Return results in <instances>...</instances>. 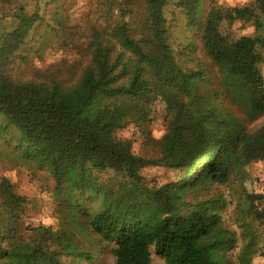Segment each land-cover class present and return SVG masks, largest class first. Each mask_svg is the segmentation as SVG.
<instances>
[{
    "label": "trees",
    "instance_id": "obj_1",
    "mask_svg": "<svg viewBox=\"0 0 264 264\" xmlns=\"http://www.w3.org/2000/svg\"><path fill=\"white\" fill-rule=\"evenodd\" d=\"M99 2L102 24L85 42L81 70L33 82L17 81L10 71L25 59L43 20L40 9L0 0V16L12 18L0 27V137L20 162L53 179L58 219L56 228L39 225L20 236L27 200L1 179L0 264H92L97 242L115 264H153L152 251L163 264H252L258 251L264 257L254 230V224L264 227V195L245 197L246 242L236 257L237 235L216 212L220 198L186 200L197 183L227 185L263 162L264 125L249 131L215 103L211 71L201 62L191 65L194 45L175 46L173 36L174 13L181 12L226 98L255 121L264 116V0L239 8L211 4L203 23L202 0ZM234 21L249 22L253 35H223L222 22ZM57 23L44 26L48 34L65 33ZM157 102L166 128L159 157L146 160L117 132L146 125ZM148 164L173 178L149 185L141 175Z\"/></svg>",
    "mask_w": 264,
    "mask_h": 264
},
{
    "label": "rangeland",
    "instance_id": "obj_2",
    "mask_svg": "<svg viewBox=\"0 0 264 264\" xmlns=\"http://www.w3.org/2000/svg\"><path fill=\"white\" fill-rule=\"evenodd\" d=\"M31 12L36 6L40 9L42 23L36 26L32 40L25 47L24 60H16L11 66L10 73L17 81L49 82L53 77H71V71H80L86 62L85 42L93 30L101 27L100 14L103 7L100 0H20ZM254 0H202L203 12L201 22L207 14L211 4L221 8L245 7ZM10 5L7 10L12 9ZM172 10V9H170ZM167 12L168 18H172L171 11ZM8 14V13H7ZM173 36L175 46L185 43L194 45V54L191 55V65L201 62L211 72V89L218 93L217 102L225 109L229 116L237 119L239 123L249 130L264 125V116L251 121L226 98L219 85V75L212 67L210 61L203 54L199 37L195 30L186 31L185 18L181 12L174 13ZM12 18L0 16V27L11 25ZM62 21L65 33H50L44 27L47 24L58 25ZM220 32L236 40L241 36H252L254 29L249 22L234 21L222 22ZM33 51L38 52L34 54ZM261 72L264 77V51ZM60 75V76H59ZM154 110L146 125L136 127L128 125L125 129L117 132L119 138L127 139L132 144L133 153L146 160H155L159 157V140L165 133L166 121L163 104L155 103ZM144 181L149 185H160L165 180L173 178L174 173L165 171L163 168L148 164L141 170ZM102 177L106 178L107 174ZM7 180L12 186L13 192L27 200V204L21 214L17 229L22 237L27 235V229L39 225L56 228L58 224L56 214V197L54 194V181L50 175L37 168H32L20 162L12 155L0 137V180ZM191 193L187 194V201L216 200L220 198L222 203L216 208L224 227L232 230L237 235L236 248L233 256L236 257L246 238L242 236L243 219L246 216L248 204L245 197L250 194L264 195V161L248 165L240 176L231 178L227 185L203 186L197 183ZM1 223V214H0ZM254 230L259 236L260 247L264 243V227L254 224ZM92 250L97 251V256L92 264H115V259L105 247L104 243H95ZM153 264H163V260L153 251L151 254ZM252 264H264V257L258 251L252 260Z\"/></svg>",
    "mask_w": 264,
    "mask_h": 264
}]
</instances>
